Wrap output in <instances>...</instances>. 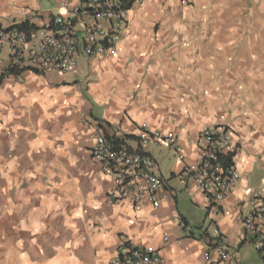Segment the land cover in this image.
Masks as SVG:
<instances>
[{"label": "crops", "instance_id": "obj_1", "mask_svg": "<svg viewBox=\"0 0 264 264\" xmlns=\"http://www.w3.org/2000/svg\"><path fill=\"white\" fill-rule=\"evenodd\" d=\"M65 1L82 6L0 0V28L28 21L39 40ZM125 18L113 50L79 56L69 74L3 58L0 264H108L122 246L152 250L160 264H222L198 228H216L236 264H264L239 222L250 193L264 189V0H145ZM87 120L132 140L141 130L176 135L183 161L165 145L141 150L165 180L158 207L109 200L113 178L90 157ZM210 125L231 132L240 176L214 218L180 178Z\"/></svg>", "mask_w": 264, "mask_h": 264}, {"label": "built area", "instance_id": "obj_2", "mask_svg": "<svg viewBox=\"0 0 264 264\" xmlns=\"http://www.w3.org/2000/svg\"><path fill=\"white\" fill-rule=\"evenodd\" d=\"M144 1L84 0L81 7L65 1L62 6L66 14L55 17L51 29L43 32L39 40L35 31L0 28V75L5 56L15 65H26L42 73L54 71L63 75L73 72L79 56H103L111 52L126 29V9ZM83 125L93 137L90 157L103 173L113 178L109 200L115 204L127 201L133 205L146 202L158 207L167 197L165 180L158 175L154 160L141 150L151 143L165 145L183 161L176 135L169 131L141 130L132 140L120 129L113 130L103 122L87 120ZM133 142L138 149H132ZM193 146L196 157L192 162L184 163L180 178L194 184L202 194L207 214L214 218L240 178L233 161L231 132L217 125L206 126ZM239 222L242 241L250 244L264 260V189L250 193L247 209L239 216ZM210 236L219 239L217 244L213 241L210 248L217 254V261L236 264L216 228ZM108 264H160V259L152 250L122 246L117 257Z\"/></svg>", "mask_w": 264, "mask_h": 264}, {"label": "trees", "instance_id": "obj_3", "mask_svg": "<svg viewBox=\"0 0 264 264\" xmlns=\"http://www.w3.org/2000/svg\"><path fill=\"white\" fill-rule=\"evenodd\" d=\"M82 2L84 1V0H81ZM14 28H17L18 30H21V31H23V32H34V31H37V28L34 26V25H32V24H30V22H28V21H24V22H22V23H20V24H18V25H15V26H13ZM11 28V27H10ZM181 223L183 224V222L181 221ZM184 225L186 226V224L184 223ZM199 229V231H200V234H199V237L201 238V239H205V241L204 242H206L205 244L207 245V247L210 249L211 247H213V245H212V243H213V241H214V243H218L217 241L219 240V239H214V238H212L211 236H210V234H208V232H207V230L206 229H201V228H198Z\"/></svg>", "mask_w": 264, "mask_h": 264}]
</instances>
